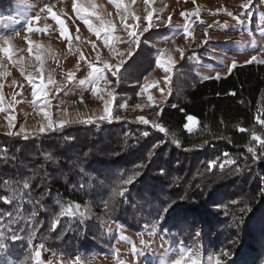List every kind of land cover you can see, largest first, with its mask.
Here are the masks:
<instances>
[{
	"label": "trees",
	"instance_id": "1",
	"mask_svg": "<svg viewBox=\"0 0 264 264\" xmlns=\"http://www.w3.org/2000/svg\"><path fill=\"white\" fill-rule=\"evenodd\" d=\"M10 3L12 0H0V10L8 9ZM153 41L152 35L150 42ZM140 47L143 50L137 51L139 60L132 63L128 74L136 81L156 66L157 50L150 46ZM204 51L205 48L187 51L184 59L173 67L171 91L166 102L160 105L161 116L155 117V112L161 111L160 106L148 110L154 111L149 119H158L166 133L122 116L116 111V104L113 113L123 117L120 121L73 124L62 131L27 139L0 134V146H7L11 154L20 158L26 166L21 171L26 174L27 168L43 162L39 156L42 151L51 152L58 159V164L48 162L41 170L42 174L44 170L49 173L44 182L50 189L46 201L53 208L57 207L54 203L57 199L65 203L77 201L82 205L87 202L93 212L100 215L102 202L109 200L111 190L120 184L121 177L139 171L141 175L129 186L127 203L119 204L114 214L125 229L140 233L145 220L156 218L171 205L164 229L168 230L172 246L180 239L191 246L192 236L200 231L202 251L213 254L223 249L231 253V264H261L264 261V160L253 162L249 157L247 168L241 173L231 170L235 166H228L221 172L219 162L224 159L223 154L228 153L244 167L250 131L241 133L238 126L264 132L255 119L258 109L264 115V64L254 62L237 66L225 77L201 80L192 59ZM137 92L135 88L129 97L130 107L138 102ZM185 113L197 121L191 132L184 127ZM145 131L149 133L147 137L142 135ZM173 136L180 141L181 147L171 142ZM160 140L165 144L155 150L156 154L149 161L152 146ZM217 158H220L217 167L208 172V162ZM140 163L146 167L137 168ZM81 165L94 177L91 187L85 190L78 187ZM160 169H164L166 175H161ZM15 171L0 168V175H15ZM43 191L44 187L36 189L37 194ZM231 200H239L241 204L232 206ZM216 205L229 207L217 210ZM249 205L253 211L241 222V208ZM0 207L8 206L0 204ZM41 218L48 219L46 215ZM60 230L58 228L44 243L48 248L63 252L65 259L75 256L86 259L91 254L103 253L112 245L108 235L101 234L95 220L88 229L68 232L63 239L57 240ZM42 232L47 234V224ZM40 242L37 239L34 244ZM48 253L52 256L50 251Z\"/></svg>",
	"mask_w": 264,
	"mask_h": 264
},
{
	"label": "snow or ice",
	"instance_id": "2",
	"mask_svg": "<svg viewBox=\"0 0 264 264\" xmlns=\"http://www.w3.org/2000/svg\"><path fill=\"white\" fill-rule=\"evenodd\" d=\"M118 10V17L120 25L123 30L127 32V40L121 41V43H126L128 45L126 52L120 51L116 42L119 41V37H114L112 32L114 31V25L111 21H105L99 18V15L95 12L94 6H91V11L89 7H78L76 0H73L72 8L76 13L77 17L81 19L84 24L87 26L90 32L95 33V35L100 38L101 32L104 33L103 36V45L107 48L108 53L116 60V63H110L104 61L101 57V53L98 50L97 44L93 41L91 42L93 51L95 52L96 61H99L102 66H96L92 61H86L90 71L88 72L89 81L91 83V94L99 100L103 101L102 112L103 114L88 118H79V119H59L54 120L49 116V112L45 109L48 106L49 100L47 97L48 93L46 91L47 85L44 83V80L41 79L40 83H35L32 75H27L26 79L31 84L32 97L39 101L41 98H45L43 104L40 106V112L43 114V117L46 123L39 124L38 127L33 128V130L28 131L24 125H20L18 131H13L14 119L13 115L7 117V126L8 132L7 135L10 137H19L23 136L24 139H27L29 136L43 135L49 132L62 131L65 127L71 126L73 124H96L99 125L102 122H111L112 120L120 121L123 117L119 114H114L112 111L113 103L115 102V91L112 88H108L107 85L112 81L107 78L105 75L106 72L111 74V77L115 78V83L118 85L122 74L126 71V64L129 59L133 57L135 52L140 48L142 43L146 41L142 40L144 34L149 32L153 27V11L151 10V5L153 0H143L146 6V15L143 17L144 21H147V25L141 28V25L136 23H126L129 17L133 21L139 20L140 17L134 13L129 12V7L124 5L122 8L123 0H111ZM196 0H193L195 4ZM261 4H264V0H260ZM132 3H136V0H132ZM253 4V0H244L240 5L242 9H248ZM55 5L45 3L43 7L36 12L35 16H28L26 18L25 35L23 39L28 43V51L31 53L33 41L29 38L28 33L34 31H44V28H34L33 24L36 21L41 19L42 13H47L50 15L51 19L55 21L56 25L59 28V33L65 39H68L69 32L65 27V21L61 19V14L53 11ZM122 9V11H121ZM162 12L163 9H160ZM223 11L227 16L231 17L236 21L238 25H244L245 20L241 19V15H248L251 17L250 13H237L234 14L231 11L226 9H220L218 12ZM83 12H90L91 15H97V18L100 19L99 27H94L90 22L89 17L82 15ZM181 16L185 18V22L182 25V31L187 39L191 34L192 25L188 22L187 17L189 16H199V9L193 10L192 12H181ZM159 19V17H157ZM260 20L264 21V12L260 14ZM165 27L171 26V16L168 20L162 21ZM202 23V21H201ZM226 26V24H225ZM212 25H208L205 28V39L197 43V47L207 44L210 36L208 35V28H211ZM78 31V29H77ZM261 32L264 33V28L261 29ZM14 36H20L19 31H15L14 35H0V53L7 56L8 61L14 65L20 64L24 60V57L21 56L19 60H13V38ZM191 47V45H189ZM36 48L39 49L40 45L36 44ZM253 48L255 49V42H253ZM176 52L180 53V59L183 60L185 57V52L183 48L176 47ZM166 53H169V49H158L154 57L156 67L162 69L166 74L164 77L165 87L167 88L171 79L170 73L174 67V64L177 61H174L173 56ZM264 53V49H261L256 55H252L249 59L245 61V64H264V58L261 57V54ZM35 60L37 62L42 61V57L39 51L35 55ZM84 60L83 55L77 57V68L79 67V62ZM3 65L0 64V67ZM237 67L236 61H232L228 65V73H231L234 68ZM21 74H25V69L23 66L19 68ZM37 71L42 70V64L37 67ZM5 73L0 72V75ZM68 81L71 82L74 78V72L68 71L67 73ZM212 77H203L204 80L211 79ZM215 79L220 78V74L217 73L214 77ZM147 77H144L145 83L139 84V91L136 93L138 97H141L147 94L149 87L154 86L155 82L150 85L147 82ZM101 81L104 82V87H101ZM48 84H53L54 80L51 75L48 76ZM80 84H84V80L79 81ZM13 85L17 84L16 80L12 81ZM3 85L0 84V88ZM62 91L61 87L55 88V93L58 94ZM163 91V89H161ZM171 89L169 88V92ZM105 94L107 98H105ZM235 95V93H231ZM167 97H165L166 99ZM3 97L0 96V100ZM152 96H147V101L149 106H151ZM80 102L83 103V97L79 98ZM264 105V101H262ZM117 106L119 109H127L129 107V102L126 100L123 103H118ZM136 108H141V104H136ZM161 111L155 112V117L159 118L162 113ZM175 107V105H173ZM3 109L0 108V111ZM183 111V109H181ZM65 114L67 109H64ZM261 110L258 109V114L256 116V122L259 124L261 129H264V115L260 114ZM186 123L184 125L185 129L189 132L192 130V123H195L196 118L185 113ZM135 123L150 125L153 129L158 130L161 133H166V129L158 122V119H148L143 116L136 117ZM223 123V121H221ZM205 127H207L205 125ZM237 130L241 133L249 132V142L246 145L245 156V165L241 167L237 160L230 157L228 153H224V159L222 162H219L220 158L211 160L208 162L207 171L212 172L214 168L217 167L219 162V169L221 172H224L226 167L235 166L231 170L234 173H241L247 168V160L250 159L253 162L264 160V132L257 133L255 130L245 129L243 127H237ZM142 135L147 137L149 133L147 131L143 132ZM171 142L177 147H181L180 141L173 136ZM231 142V141H229ZM208 143V141H204ZM165 144L164 140H160L152 146V150L149 152L148 159L151 160V157L155 155V150L162 147ZM193 147H197L194 145ZM186 151L191 149H185ZM19 151V149L17 150ZM87 155V153H85ZM42 157L41 163L37 164L35 167L27 168V173L21 171L23 167H26L20 161V158L16 154H11L7 146H0V168L8 167L15 169V175H0V204L8 207H0V264H81V258L79 256L72 257L67 261L64 258V253L59 252L57 249L48 248L45 245V241L51 238L53 233H56L58 228L61 229L59 234L56 236L57 240H61L68 232L79 231L80 229H88L91 225V222L95 220L101 230V234H107L111 236L113 231L120 233L118 236L119 240H123L126 243L131 245V261L130 264H139L140 258H145L146 252H151L155 255L154 248L155 242L153 240L146 241L143 238L144 233L149 237L158 236L161 244L160 248L163 249V252L158 258L157 264H201L202 250L200 244L201 232L196 231L192 236L194 243L191 246H187L184 243L183 239H180L178 243L172 246L171 238L169 237L168 230L164 229V224L166 222V216L168 210L171 207H165L162 212L158 214L156 218L152 220H145L142 231L139 235V245L134 243L128 236L123 235L124 226L119 223L115 218L114 214L119 209V204H126L128 201L127 193L129 191V186L135 183L137 177L141 175L139 171L133 172L131 175L124 178L121 177L120 184L117 187H114L111 190L109 200L102 202V214L98 215L93 212L92 206L85 202L83 205L77 201L68 200L66 203L60 199L55 200V205L57 207H51L47 201L46 197L50 195V189L45 187V181L49 178V173L44 170L43 174L41 170L45 168V164L51 162L53 164H58V159L51 153L42 151L39 154ZM137 168L146 167L144 163H140L136 166ZM80 173V183L78 185L80 190H85L86 188L91 187L93 176L89 175L87 170L81 165L79 167ZM161 175H166L164 169H160ZM37 180L40 183H35ZM44 187V191L37 194L36 189ZM76 188V185H73ZM119 202V203H118ZM232 206H239L241 201L231 200L229 202ZM136 207L135 205L133 206ZM217 210L221 207L227 209L229 205H216ZM253 211L252 207L246 206L242 207L240 211L241 222H243L244 216L246 214H251ZM227 214V213H226ZM42 215L48 217L47 220L42 219ZM66 218V219H65ZM47 224V234L42 232L43 226ZM172 235H175L173 233ZM39 239L40 243H35ZM52 253V258L48 261L42 259V252ZM118 253V249L116 250ZM117 264H126V261L120 260L117 258ZM207 264H231V253L227 250L221 249L219 252L209 255ZM264 264V261L261 262Z\"/></svg>",
	"mask_w": 264,
	"mask_h": 264
},
{
	"label": "rangeland",
	"instance_id": "3",
	"mask_svg": "<svg viewBox=\"0 0 264 264\" xmlns=\"http://www.w3.org/2000/svg\"><path fill=\"white\" fill-rule=\"evenodd\" d=\"M243 2L244 0H196L194 4L193 0H153L151 5V10L154 13L153 27L142 37V40L146 42L142 43L141 46L144 49L149 46L155 50L169 49V53H166V56L168 54L173 56L174 61H177L174 66L181 61L180 53L175 51L176 47L183 48L185 53L192 49L200 50L205 48L201 56L196 54L192 59L198 78L204 80L203 77L207 76L215 79L214 77L217 73L220 74V77H225L229 74L228 65L233 60L236 61L237 66L245 65L247 59L264 49V33L261 32V29L264 28V21L260 20V14L264 12V4H261L260 0H253V4L245 10L240 7ZM45 3L55 5L53 8L54 12L61 14V10H63V13L67 14H61V19L65 21L69 37L68 39L62 37L55 21L51 19L49 14L42 13L41 19L34 22L33 27L44 28L45 30L28 33L29 38L33 41L32 51L29 53V45L23 39L26 18L35 16L36 12ZM72 3L73 0H12L8 9L0 10V35H14L15 31H19L20 36H14L12 41L13 60H19L21 56L24 57L20 64L14 65L8 61L6 55L0 53V64L3 65L0 67V72L5 73L0 75V84L3 85L0 88V96L3 97L0 100V108L3 109L0 111V134H7L8 132L7 117L9 115L15 117L13 131H18L20 125H24L28 131H31L33 128L38 127L39 124L46 123L43 114L40 112V106L45 98L49 100L45 110L49 112V116L54 120L95 118V116L103 114V101L91 94V83L88 77L90 69L86 61L90 60L98 67L102 66L99 61H96L91 42L94 41L97 44L104 61L114 64L116 60L109 55L107 48L103 45L104 33L101 32V36L98 38L95 33L90 32L84 22L73 11ZM76 3L78 7H89L90 11L92 10L91 6H94V10L100 19L111 21L114 25L112 35L119 37L116 46L120 51L126 52L128 45L121 43V41L127 40V32L120 25L118 10L111 0H76ZM124 5L129 7V12L140 17L136 21L129 17L126 23H136L141 25V28L147 25V21L143 20L146 15V6L143 0H136V3H132V0H123L122 8ZM197 8L199 9L198 17H187L192 28L191 34L186 39L182 31L185 18L181 16V12H192ZM160 9H163V11L161 12ZM220 9H226L234 14L250 13L251 17L241 15V19L245 20V24L238 25L235 20L227 16L223 11L218 12ZM81 14L88 16L94 27H99L100 19L97 18V15H91L90 12ZM169 16H171V26L165 27L162 21L168 20ZM208 25H212L211 28H208L210 39L207 44L197 47V43L205 39V28ZM152 35L154 41L150 42ZM253 42H255V49L253 48ZM36 44L40 45L39 49L36 48ZM37 51L41 54V62L35 60ZM137 51L128 60L125 66L127 67L126 71L123 72L118 85L110 73H105L107 78L112 81L107 87L115 91V102L113 103L112 111H114L117 102L131 101L129 97L133 95L135 88H138L139 91L138 85L145 83L144 77L148 78L147 82L150 85L155 82L154 86L149 87L147 94L138 97L136 104H141V108H136V104L129 106L127 109H119L117 106V112L134 121L138 116L148 119L152 117L154 111H148L150 107L164 104L170 94L169 85L166 88L164 82V77L169 74H166L156 66L153 71L145 75L140 81L132 78L133 75H128L132 63L139 60L140 55ZM81 54L84 60L79 62V67L77 68V57ZM261 57L264 58V53L261 54ZM41 64L42 70L37 71V67ZM21 66L25 69V74L23 75L19 70ZM68 71L74 72V78L71 82L68 81ZM27 75H32L35 83H40L41 79L44 80L47 85V97L41 98L39 101L32 97V88L26 79ZM49 75L54 80L53 84L47 83ZM13 80L17 81L16 85L12 84ZM80 80H84L85 83L80 84ZM56 87L62 88V91L58 94L55 93ZM101 87H104L103 81H101ZM148 95L153 98L151 106H149L147 101ZM81 96L83 97V103L79 100ZM165 97L167 98L165 99ZM105 98H107L106 94ZM64 109H67L66 114ZM196 125L197 121L195 120V123H192V130L196 128ZM138 234L124 228L123 235L128 236L137 244V247H140ZM119 235L120 233H117L114 229L113 234L108 236L110 239L107 238L112 241V245L106 248L103 253L91 254L86 259L81 258V264H117V258L126 261V264H130L131 245L119 240ZM143 238L146 241L153 240L155 242V255L151 252H146L145 258H140L139 264H157L158 258L163 252V249L160 248L161 241L159 237H149L144 233ZM209 255L211 253L202 251L201 264H207ZM50 258L52 256L48 252H42L44 261H48ZM65 260L67 261L68 259Z\"/></svg>",
	"mask_w": 264,
	"mask_h": 264
}]
</instances>
